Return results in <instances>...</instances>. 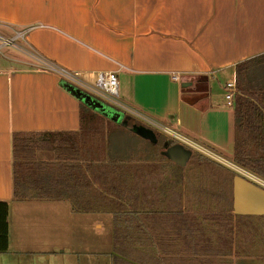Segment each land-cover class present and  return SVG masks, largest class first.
Segmentation results:
<instances>
[{
  "label": "crops",
  "instance_id": "1",
  "mask_svg": "<svg viewBox=\"0 0 264 264\" xmlns=\"http://www.w3.org/2000/svg\"><path fill=\"white\" fill-rule=\"evenodd\" d=\"M0 39H22L18 48L23 53L0 54V201H8L11 208L9 249L4 253L27 259L42 251L34 242V231H40L43 224L38 211L43 201L13 200L12 137L14 133L79 131L80 107L85 101L74 90L105 108L87 103L111 122L94 137L113 156L132 165L135 184L148 177L141 170L143 164L154 166L166 182L174 180L171 174L159 172L162 163L154 160L155 147L151 146L158 145L121 125L126 112L74 87L48 66L80 74L89 82L97 72L113 71L119 80L120 103L234 159V98L229 104L226 94L233 89L227 84H234L235 93L236 66L264 55V0H0ZM6 45L0 44L1 49ZM255 62L246 78L252 89L254 82H264L263 68L259 70ZM117 115L120 122L113 119ZM118 130L136 146L142 143L136 154L133 147L124 149L114 143ZM88 140L92 142V137ZM110 161L106 157L101 163L105 166ZM169 187L171 196L175 192L184 196V190ZM162 190L168 195L166 188ZM105 200L95 209L80 212L70 204L71 211L115 217L114 212L123 215L129 209L120 205L110 210ZM173 212L151 210L154 215L147 223L135 214L133 224H174ZM169 213L170 219L161 218ZM47 227L54 234V225Z\"/></svg>",
  "mask_w": 264,
  "mask_h": 264
},
{
  "label": "trees",
  "instance_id": "2",
  "mask_svg": "<svg viewBox=\"0 0 264 264\" xmlns=\"http://www.w3.org/2000/svg\"><path fill=\"white\" fill-rule=\"evenodd\" d=\"M252 62L259 64V70L263 68L264 77V55L257 57L256 60L241 62L236 66V92L233 97L234 104L232 103L236 129L233 161L237 166L264 180V82H254L253 89L248 88L250 83L247 85L246 78L252 73ZM80 114L81 128L77 132L13 134V200L68 201L74 211L80 212L95 209L101 200L106 198L105 201L108 202L110 210L111 207L114 209L120 205H125L126 208L129 206V209L123 211V218L119 211L114 212L116 224L113 231L112 264H154V261L159 262L162 256L167 262L173 260L177 264H183L181 261H184V256L190 257L185 261L186 264H210L202 260L200 256L206 254L209 244L202 239V229L194 224V220L198 217L191 219L185 212H178L182 215L181 218L180 214H176L177 210H174V224H118V220L122 219L137 221L134 218L135 214H140L143 220H151L153 218L151 215L154 214L146 211L137 212L135 200L137 189L132 180V165L126 164L128 161L123 162L121 158L113 156L109 149L108 151L104 149L100 138L95 139L96 135L101 134L105 126L111 122H106L104 117L85 102H81ZM126 118L129 121L133 119L128 114ZM95 119L100 120L103 126L91 125ZM126 128L131 131L129 127ZM89 137H92V142L88 140ZM89 144L90 148L87 147ZM41 153L52 156L49 159H40L38 155ZM106 157L111 161L103 166L101 161ZM192 157L205 158L207 165L214 166L215 170L221 168V172H231L223 164L198 152L191 154L189 160ZM177 165L180 168H175L171 174L174 180L166 182L163 189L165 186L180 187L186 183V177L182 172L175 174L186 165ZM232 174L236 175L235 172ZM189 179L190 177H188V186L185 187L187 190H185L187 192L185 196L188 198L192 194L197 198L208 195L217 196L215 188L208 191V182L203 183L202 180L201 185L194 183L193 186ZM100 189L111 193L112 196H105L100 193ZM231 191L233 196V186ZM197 207L202 210L198 214L211 210L210 206L204 208L202 204ZM231 208L233 210V204ZM170 214L161 215V218L168 220L171 217ZM9 215L10 203L0 201V253L9 249ZM237 217L249 216L237 213ZM188 218L193 224H189ZM138 220H140L139 217ZM183 230H187L188 233L185 234ZM171 236H173V243ZM132 249L135 255L129 259V251Z\"/></svg>",
  "mask_w": 264,
  "mask_h": 264
},
{
  "label": "rangeland",
  "instance_id": "3",
  "mask_svg": "<svg viewBox=\"0 0 264 264\" xmlns=\"http://www.w3.org/2000/svg\"><path fill=\"white\" fill-rule=\"evenodd\" d=\"M21 41L22 39L14 40L6 45L5 48L2 46L3 48L0 50V54H5L7 51H11L15 55L23 54L18 48L19 45H22ZM2 42L3 39H0V44H3ZM118 107L122 109L121 106L118 105ZM132 118L130 123L147 124L138 116L133 115ZM113 119L118 122L121 121L115 117H113ZM135 119L138 120V122H136ZM91 123V125L103 126L102 122L98 119H95ZM122 130L128 131L124 128H122ZM154 130L156 132L161 131L157 128ZM118 132L119 133H116L117 135L115 136L116 139H114V143L117 146H124V149H131L133 147L136 154L139 151L137 148L138 145L142 143L136 146V142L132 140L129 135L120 136L121 133L119 130ZM127 134H129V132ZM159 134V136L162 137L159 138V142L157 143L158 146H151L155 147L156 156L154 160L158 159V161L162 163V170L159 171L161 174L168 176V174L174 172L175 168H180V166L167 157L165 153L167 150L161 147L163 141L166 139H169L174 145H180L186 150H191V154L198 152L217 162L220 161L219 163L223 164V166L231 170V172H221V168L215 170L214 166L207 165L205 158L192 157L191 160L187 162L186 166L183 167L184 169L181 168L175 172V174L182 172L186 177L185 184L180 187H175V189H179L178 191L183 192L184 190V196H179L176 192H173L174 196H171V191L168 190V188H170L169 186H165L168 195L160 192L166 180L159 177L154 170V166L143 164L141 165V170L144 169L148 177L145 181L136 182L137 192L135 193H137L138 197L135 196V200H137V204H139L138 210H140L139 207H145L143 208V212L146 211L149 214H151V210L154 209L161 211H170V209L183 210L191 219L193 217H198V219L194 220V224H197L199 229H202V239L206 244H209V248L205 252L206 254H201L200 256L202 260L204 259L210 264H264V217H260V215L244 218L236 217L231 208L233 204L231 191L233 186L232 178L235 176L232 172H235L236 175L244 173L241 175L254 181L259 186H264V180L256 175H254L256 176L254 177L249 171H247L248 173L242 172L241 169L244 171L246 170L237 166L232 158L220 153V151L216 149L209 148V150L214 152L216 158L210 157L211 155L202 153L198 149H194L180 142L177 143L166 133L160 132ZM207 150L205 149V151ZM38 156L40 159H49L52 155L41 153ZM146 161L149 162L151 160ZM156 162L157 161H151V163ZM163 169H165L164 171L166 172H164ZM188 177H190L189 180L193 183V186L194 183L195 185H201L202 180L203 183L205 181L208 182V191L215 188L218 193L217 196L208 195L197 198V196L192 194L191 197L188 198V196H185V193H187L185 187L188 186ZM156 192L158 194L157 196H155ZM139 193H141V195ZM224 194H228V196H224ZM112 199L113 198H111V200ZM198 201L200 202L197 204ZM201 204L205 206L204 208L210 206L211 210L207 212L203 209L205 211H203L204 214H198L202 210L200 208L198 209L197 206ZM114 209L111 207V210L114 211ZM38 211L41 212L39 217L43 224L40 226V231H34L36 234L34 242L42 251L27 259L12 257L10 253H0V264H112L114 254L113 231L114 224H116L114 220L116 217L112 214L101 212L81 214L72 212L68 201H43ZM123 217L122 215L121 218ZM190 218H188L189 224H193ZM139 219L141 218L139 217ZM122 221L123 222L118 220V224L132 225L135 223L130 220ZM147 221L145 220V223H147ZM45 224H47V226L48 224L54 225V234L48 232L49 228ZM183 231L185 234L188 233L187 230ZM183 231L182 234L184 236ZM171 237L173 243V236ZM176 248L175 246V249ZM129 255V259L132 258L131 256L135 255L133 249L129 251ZM163 257L164 256H162V258L160 257L161 259L159 262L154 261V264H177L173 260L167 262ZM183 258L184 261H181V263L186 264L185 261L190 257L184 256Z\"/></svg>",
  "mask_w": 264,
  "mask_h": 264
},
{
  "label": "built area",
  "instance_id": "4",
  "mask_svg": "<svg viewBox=\"0 0 264 264\" xmlns=\"http://www.w3.org/2000/svg\"><path fill=\"white\" fill-rule=\"evenodd\" d=\"M18 35L21 36V34H18ZM10 42H12V41L3 39L2 43L3 44H9ZM0 49H1V47H0ZM47 69L52 71V72L57 73L58 75L61 76V78H63L66 82L73 85L74 87L79 88L83 91H86L89 94H92L93 96H98L100 98H103L105 101L112 103L113 105H116L117 107H118V105L121 106L122 109H124V111L128 115H131V116L135 115V116L142 118L147 123V127H151V128L155 127L158 130H161L160 131L161 133L168 134L171 137V139H174L177 143H179V142L183 143L184 145H188L190 147H193L194 149L200 150L202 153H206L208 155H211L210 157L216 158L214 156L215 155L214 152H212L211 150H209V148L203 146L199 142L195 141L194 139L190 138L189 136L183 134L182 132H180L176 129L170 128L166 125H162L159 122H155L151 119H147L146 117L139 114L138 112H136L132 108L125 106L122 103H120L118 100L119 80H118V76L115 72H113V71L97 72L95 80L93 82H89L87 80L82 79L80 77V74L70 73L69 71L64 70L63 68H59L55 65H49ZM179 77L180 76L178 74H175L173 76V78L176 80H178ZM227 87L230 89H233V91H234V84L233 83H228ZM233 91L231 90L226 94V98L228 99L229 104L232 103V99L234 97ZM142 125H144V124H142ZM144 126H146V125H144ZM205 149L206 150L208 149V150L205 151ZM234 166H236V165H234ZM241 171L248 173L247 171H244L242 169H241ZM241 174H244V173H241ZM254 177H256V176H254ZM261 186H263V185H261Z\"/></svg>",
  "mask_w": 264,
  "mask_h": 264
},
{
  "label": "water",
  "instance_id": "5",
  "mask_svg": "<svg viewBox=\"0 0 264 264\" xmlns=\"http://www.w3.org/2000/svg\"><path fill=\"white\" fill-rule=\"evenodd\" d=\"M185 85L186 84L183 86ZM68 88L69 90H73L71 86H68ZM73 92L77 95V97L84 100L94 108L105 109L100 105V102L92 100L90 96L83 94L81 91L74 90ZM114 117L119 119L118 115ZM122 125L124 127H129L136 135L153 144H157L159 142L158 134L150 128L138 124L130 125V121L128 119L122 120ZM165 153L170 160L183 166L187 164L191 155V151L186 150L180 145L170 147ZM233 206L235 211L240 214L264 216V187L259 186L252 180L246 178L244 175H235L233 178Z\"/></svg>",
  "mask_w": 264,
  "mask_h": 264
},
{
  "label": "flooded vegetation",
  "instance_id": "6",
  "mask_svg": "<svg viewBox=\"0 0 264 264\" xmlns=\"http://www.w3.org/2000/svg\"><path fill=\"white\" fill-rule=\"evenodd\" d=\"M160 135V134H159ZM162 136H159V138H161ZM174 144H172V142L169 141V139L167 140H164L163 143H162V148L165 149V150H168L170 147H172ZM234 210V211H233ZM233 212H234V215L237 217V212L235 211L234 209V206H233ZM244 216H253V215H244Z\"/></svg>",
  "mask_w": 264,
  "mask_h": 264
}]
</instances>
